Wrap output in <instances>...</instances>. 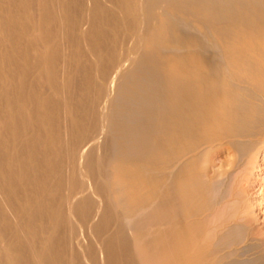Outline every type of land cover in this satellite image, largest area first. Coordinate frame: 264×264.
Masks as SVG:
<instances>
[{"label": "rangeland", "instance_id": "obj_1", "mask_svg": "<svg viewBox=\"0 0 264 264\" xmlns=\"http://www.w3.org/2000/svg\"><path fill=\"white\" fill-rule=\"evenodd\" d=\"M50 1H51V3H50ZM56 1H57V3H56ZM56 1L55 0H48V2H47V0H20V2H18V0H5V1L0 0V2H1L0 6H2V7H0V25L3 26L2 28L4 31V32H0V37H1V40L3 41V43H2L3 47H2V45L0 46V50L3 49L2 51H0V73L3 74V75L0 74V105H1L0 117H2V118H0V120H1L0 121V127L2 126L0 128V176L2 175V179H3V174H6V175L10 174L11 176L10 175L9 176H10L12 181L16 182L19 179V181L22 182V184H23V182H26V185L23 184V186H21V185L17 186L18 185L17 184L16 185L17 187L12 188L13 191L6 189L2 180L0 182V194H1L0 195V209H1L0 210V229H1L0 230V241L3 244V245H0V247H1V249H4V248L6 249V250L4 249L3 251H0V257H1L0 258V261H1L0 264H18L20 262H21V264H24L25 260L27 262L25 264H37V262H40L41 264H49L50 261H47V260H50V258H51V264H65V263L66 264H75V263L78 264V262H79V264L81 262H84L81 264H97L98 262L100 264H102V263L103 264H110V263L111 264H140L139 260L137 259V257L140 258V256H138L137 253L140 254L141 257L142 256L146 257L147 252L144 253L145 255H143L142 254L143 252H136L134 250V248H133V239H134L133 237L134 236H133V233H131L127 229L128 224L125 222V217L127 215H129L130 213H133L135 211V209L137 210L138 209L137 207L140 208L141 205H142V207H144L146 205H150L151 202H155L156 201L155 199L158 198L156 195V192H155L156 191L155 187L157 186V179H158V176L160 174L159 170H160V164L161 163H160L159 158L156 156L157 149L159 146V138H158V135L156 134V132H154V131H157V128H158L157 126L159 125V120H158V118H156L157 115L159 114L158 113L159 107H156V105H158L157 102H159V98L161 97V93L165 92V91H163L162 86L160 85L162 83L161 79H162L163 75L165 76L168 73L171 74L170 72L175 71V69L178 70V67L180 65L182 66V64L189 59H194V58L204 59L205 58L206 54L204 51H206V50H205L204 45H206V44L204 42H206V41L203 39L204 38L203 37V35H204L203 34L204 33L203 27H204L205 22L203 19H199V21L191 23L189 28L186 30L183 26H181L180 28H176L174 25H172V23H169L168 11L165 9V7H162V6H159L160 8L155 7L157 9V11L155 8L150 9L151 11H149V12L147 11L145 13L146 16L143 19L145 21V22H143V25L146 28L143 29L144 27L141 26L142 27L141 32H143V33H141L142 34L141 38L144 40H147L146 37H148V35L151 34V32L155 28H157L159 20H162L163 24H162L161 34H162L163 40L160 43L156 44V46H153V47L148 48L146 50L142 49V52L141 51L138 52L139 54L136 53V55L134 57H137V58H134L133 59L134 61L132 60L131 64L127 66L128 69L126 68L123 70V72L119 73L118 78H116V80L112 84V83L108 82V80L111 78L110 77L106 78V79H108V80H106L105 77L101 76V74H102L101 72H103L108 67L109 63L112 62L113 65L115 66L118 63L119 59H120L119 62L121 61V58H122L121 53L123 52V49L127 46L123 43L127 44L126 41L128 39V36L130 35V32L129 33L125 32L123 30V26L120 27V25H122L121 22L124 24L127 23V22L125 23L124 19H127V20L129 19L128 23H133V21H135L134 15L131 16L130 12L128 13V10L125 11V9L123 7H122L123 10H122V8L121 9L117 8V4H118L117 2H119L120 0H118V1H116V0H107V1L106 0H94L95 3L93 0H90L91 2L93 1L91 4L95 5L97 3V6H99V8H102V10L105 12L104 13L102 11V15H104L107 19L111 15L109 17V19L111 18L113 20L112 21L110 19L108 22V25L103 24L104 20H102L103 23H102V21H101V23L103 25H100L101 23L100 24L98 23V24L93 26L92 22L96 19H95L94 14L91 13L92 11L89 12V9H90L89 5H91L90 1H88V0H71V1L68 0L66 2H63L61 0L60 1L56 0ZM124 1L127 3V0H124ZM186 1L189 2L188 0H186ZM247 2H250V1L249 0H247V1L246 0L245 1L244 0H232L231 3L229 4L230 6L228 5V8L226 7L228 10L226 8H223L224 6L222 7V5H219L221 2H218L219 4L217 2L216 3L212 2L213 6H215V4H217V5L214 8L206 6L203 8L204 10L203 9L201 10V12L204 11L206 14H212V13H219L221 11L223 12L224 10H222V9H225L226 11H229L230 8H231V10H233V9L234 10H240L242 8L243 9L247 8V5L254 6V4L259 6L260 7V8L258 7L259 9L264 10V0H263V2H262V0H260V1L257 0V3L250 2L249 4H247ZM58 3H59V5H57ZM10 4L14 8L10 7L11 6ZM62 4L66 5V6L68 4V6L66 7V6H63ZM7 5H8V7H7ZM61 6H63V7H61ZM72 6H74V8H72ZM217 6L221 7L222 9L217 8ZM254 7H256V6H254ZM22 8H24L25 10H26V8H28L25 11L26 13L24 12V9H22ZM45 9H47V10L45 11ZM86 9L88 10V12L86 11ZM20 11H21V13H20ZM24 13H25V15H24ZM54 13H56V14H54ZM125 14H127V15L124 18ZM34 15H36V16L34 17ZM62 15H64V16H62ZM10 16H11V18H10ZM46 16L49 18L48 22H47V20H45V19H48V18H46ZM66 16H67V18H66ZM128 16H131L132 19H130ZM147 16H149V17H147ZM23 17H25V18H23ZM115 17H116V19H115ZM118 17H119V21H118ZM185 17H184V20L189 21L188 23H190V19H187ZM58 18L59 19L61 18L60 19L61 21H59ZM63 18L65 19V21ZM43 20H45V21H43ZM119 22H120V25H118ZM80 23H82V24H80ZM116 23H118V24H116ZM5 24H7L9 27ZM49 24H50V26H49ZM77 25H83V28L79 31H77L76 29L74 31V26H77ZM4 26H7L8 29L7 28L5 29ZM27 26H29V29ZM114 26H116V27L114 28ZM118 26L120 28H122V29H120L121 31L119 29H117ZM10 27H12V28H10ZM16 27H17V29H15ZM71 28H73V29H71ZM11 29H14V30L11 31ZM9 30H10V32H9ZM102 30H103V32H102ZM122 30L125 33H123ZM145 30H147L146 33H145ZM183 30H185V31H183ZM25 32H27L29 35L28 34L26 35ZM108 32H109V34H108ZM115 32H117V33L120 32L118 35L121 38L118 36L116 37L115 35L117 33L115 34ZM3 33H5L6 35ZM102 33H104V34H102ZM121 33L123 35H125V37H127V39L125 38L126 40L124 38H122ZM31 34H33L32 35L33 38H31ZM45 34L48 35V37H50V39H49V41H47V43L44 44V43H41V38H42V35H45ZM110 34L111 35L113 34L112 36H114V37H112ZM62 35H64L65 37ZM27 36H29V37H27ZM6 37H7V40L5 41ZM12 38H13V41H12ZM30 38L32 40H34V42L33 41L31 42ZM110 38H112L114 41L112 42V39H110ZM19 39H21V43H20ZM29 39H30V41H29ZM85 39H87V40H90V39L93 40L94 39L95 41L94 42L93 41L87 42V41H85ZM99 39H104V41H101L102 42L101 43V42H99L100 41ZM22 40H24L25 42H23ZM27 40L30 43L29 45L25 44ZM56 40H57V42H56ZM83 40L87 43H85ZM28 41H27V43H28ZM53 41L55 43H53ZM96 41H97V43H96ZM13 42H16V43H13ZM90 42H92V44L89 46ZM8 43H11V44H8ZM19 43H20V45H19ZM33 43L35 46H37L38 44L40 46L39 45L37 46V48H38L37 52L32 53L29 50L31 49V47H33ZM93 43L96 45L98 44L97 46H99L98 50L99 51L101 50L100 52L104 51V48H103V50L101 49L102 47H104V46H106L107 48L110 47V51L112 50L114 56L112 54L107 55L106 52L104 55V53L102 52L103 55L97 56V58L93 57L95 59L92 60V62H91V60H90L91 57H89L88 53L91 50L90 48H91V46H93ZM75 44H78L79 45L78 48L80 47L82 50L80 48L78 49L79 51L76 50L74 48ZM84 44H86V45H84ZM100 44H102L101 47H100ZM108 44L111 46H108ZM6 45H8L9 47ZM14 45H15V47H14ZM24 45H25V47H24ZM5 46L7 47V49H9L7 51H10L12 54L11 53L10 54H4V53H9V52H6ZM11 47H14V48H11ZM112 47H113V49H112ZM22 48H24V49H22ZM25 48L29 49V50L27 51ZM14 49H15V52H16V50L18 52H16V53L13 52ZM108 50H109V48H108ZM21 51H23L24 55L21 53ZM109 52H107V53H109ZM20 53L22 55H20ZM16 54H18V55H16ZM25 54H28V56H26ZM64 54H65V57H64ZM66 54H68V55H66ZM77 55H78V57L76 58ZM24 56H26V57H24ZM87 56H88V58H87ZM4 57L5 58L8 57L7 60L5 59L6 60L5 62H4ZM45 57H47V59ZM10 58H14V59H10ZM25 58H27V59H25ZM41 58H43V59H41ZM62 58L65 60H63ZM93 58H91V59H93ZM9 59L12 61L14 60L12 62V64H11V61ZM170 59H172V62L169 61ZM83 61H84V63H83ZM93 61H95V62H93ZM115 61L117 62L116 64H115ZM6 62H9V63H6ZM49 62H50L51 66L53 64L52 67H50V65L48 64ZM26 63H28V64H26ZM25 64H26V66H25ZM36 64H37V66H36ZM5 66H7V67L4 69ZM53 67H55V68H53ZM52 68L54 69L53 71L55 73L52 70L50 71V69H52ZM65 68H66V70H65ZM16 69L17 70L19 69V72ZM68 69H69V72L67 71ZM92 69H94V70H92ZM59 71H61V72H59ZM64 71L67 73H64ZM52 72L54 73V75H52L53 74ZM26 74H28V75H26ZM93 74H94L96 80L93 79V77H94ZM133 74H134V77H133ZM34 75H36V77ZM51 75H52V78H51ZM56 75H57V77H56ZM1 76L3 78H1ZM26 76H27V79H26ZM53 76H55V78ZM75 77H76V79H75ZM155 77H156V79H155ZM48 78H50L49 81L55 79L54 81L55 82L57 81L56 84L54 83V81H52V83L55 84V85L54 84L52 85V83L48 81ZM132 78H133V80H132ZM117 79L119 81H117ZM152 79L154 81L151 82ZM91 80H94V81H91ZM74 82L76 83V85H74L75 84ZM96 82H98V83H96ZM59 83H61V84H59ZM16 84L18 86L20 85L21 87L23 86V89H21V92L19 95L17 94L18 93V91H17L18 86ZM92 84H94V86ZM1 86H3V87H1ZM59 86H60V89H59ZM95 86H97V87H95ZM28 87H30V88H28ZM62 87H63V89H62ZM98 87H100L101 90H99L100 88H98ZM108 88H110L111 90ZM116 89H118V90H116ZM108 90H109V92H108ZM100 91H101V93H100ZM43 93H44V95H43ZM157 93H158V95H157ZM98 94L100 97L97 96ZM103 94H104V96H103ZM55 95H57V96H55ZM101 95L104 97V99ZM114 95H115V98H114ZM4 96H5V98H4ZM116 97H118V98H116ZM157 99H158V101H157ZM17 100L20 102L19 105L16 103ZM67 100H69V101L67 102ZM99 102H101L102 105ZM33 105H34V107H33ZM95 105H97V106H95ZM52 106H54L55 109ZM108 106L113 107V108H110ZM22 107L24 109H22ZM96 107H98V108H96ZM25 108H27V109H25ZM28 108H31V109L29 110ZM68 108H71V109H68ZM52 109H54V110H52ZM56 109L58 111H56ZM7 111H9V112L7 113ZM96 112L99 115H97ZM144 112H147L148 117L144 116ZM9 113H10V115H8ZM11 114H12V116H11ZM93 114H95V115H93ZM4 115H5V118H8V120L3 118ZM16 115H17V117H16ZM21 115H23L24 117ZM109 116L112 118H110ZM21 117H23V118H21ZM25 117H27V119ZM95 117L96 118L98 117L99 119L97 118L98 119L97 120V119H95ZM102 118H104L106 120V122H104L103 121L104 119H102ZM50 120H51V122H50ZM56 122H57V124H56ZM95 122H98V123H95ZM103 122H104V124H101ZM22 123H24V124H22ZM7 124H10V128H9V125H7ZM11 124H13V125H11ZM102 125H104V126H102ZM11 126H15V128L13 129V127H11ZM76 127H77V129H76ZM6 129H7V131H6ZM29 130H31L30 133H28ZM88 130H91V132ZM149 130H151V131H149ZM87 131H88L89 135H86ZM93 131H95V133ZM150 132H151V134H149ZM69 133L71 136L69 135ZM90 133L91 134L93 133L95 137H98L99 141L97 140L98 141V142H96L97 144L95 143L96 146L94 145L91 149H89L86 152L84 159H83V162H81V164L75 163V162L73 163V154L75 153L74 148L76 147V145H79L80 142L82 143L83 140L86 142L90 139L91 136L94 137L93 134L91 135ZM20 135L22 138L20 137ZM76 136H79V137H76ZM80 136H82V137H80ZM64 137H65V139H64ZM83 137H84V139H83ZM1 138H3V139H1ZM6 138H7V140H6ZM57 139H60V140H57ZM23 140H25L26 142H24ZM27 141L29 143H27ZM55 141H56V143H55ZM71 141H72V143H70ZM49 144H51V145L49 146ZM28 146H30V147L28 148ZM57 147H58V149H57ZM30 148L32 150V154L30 153L31 151L28 150ZM27 150H28V153L26 152ZM21 151L23 154L21 153ZM53 151H55V152H53ZM57 151L59 153H56ZM1 152L3 155L1 154ZM5 154H6V156H4ZM25 154H27L26 157H24ZM29 154H31V156ZM52 155H53V157H52ZM70 155L72 157H70ZM108 155H110V156H108ZM55 156H57V157H55ZM29 157L32 160L31 161L29 160V162H28V161H26V159L28 160ZM3 158H4V162H3ZM15 162H17V163H15ZM2 163H3V165H2ZM21 163H23V164H21ZM143 163H144V165H143ZM145 163L147 164V166ZM213 163H216V164H214L215 165L214 168H215L217 166V160ZM255 163L256 164H254V166H253L254 168L252 167L242 176L241 183H239L241 185L238 186V191H237L236 186L233 185V181H230L231 179L230 180L228 179L227 182L226 181L224 182V184H223L224 188L223 187L221 188L220 186H218L216 188L217 191L215 192L214 195H217V198L222 196V194H224V193L226 195L231 194V196H226L224 194L223 195L224 198L226 197L225 200L223 199V197H220V199L222 198L224 200V202L220 201V204L215 205V206L219 205L218 206L219 209H218V207H215L214 205L211 204V206H213V207H212V209H209L210 212L209 211L206 212L204 210H201V212L199 214L200 216H198L196 218V219L204 220L205 215L207 213L206 218L208 219V221H210L209 224L210 223L213 224L212 222H214V220H213L214 216L217 217L216 214L218 215V213H220L219 210L223 209L224 215L222 217L223 220H221V221H223L224 224L226 223V225H229V226L223 225L225 228L223 226H221V228H218L216 230V229H213L215 227L210 224L211 226H213L212 229L214 231V233L212 235H210L212 237V238H210V241H211L213 246L210 247L212 250L209 248L210 251L208 250L207 251L208 253L205 252L206 255L208 254L207 256L205 255L204 252H201L202 256L205 255L207 257V259H206V257L204 256L205 264L206 263L207 264H216V262H217V264H223V262H224V264H230V263L231 264H240V261L242 264V262L245 261L243 258H245L247 256H245L246 255L245 254V255H243V258H242L241 255L243 253L240 254V252H239L240 255L238 254V251L236 249V243H234L233 244L234 246H233V245H231L233 242L230 243L229 240H227V242H226L225 238H222V237H226V236H224V234H226V232L229 231L228 228H230V230H231L233 228V226H235L233 224H237L240 226L242 223H244V225L242 224L244 227L241 225L244 228L243 229L244 232L245 231H247L248 233L250 232L249 235L257 236V238H264V159L261 157V155L257 156ZM16 164H18V165H16ZM133 164H135V165H133ZM23 165L25 168L23 167ZM255 165H256V167H255ZM26 166H28V168H26ZM120 166H121V168H120ZM134 166H136V167H134ZM141 166H142V168H141ZM29 167H30V169H29ZM114 167H116V169ZM148 167L151 169H149ZM2 168H4V169L2 170ZM79 168H81V170H83L84 175H85V176H83L82 179H81V177H79L80 176L78 173ZM100 168H102V169H100ZM15 169H17V170L15 171ZM156 169H158V170L156 171ZM25 170H26V172H24ZM151 170H153V171H151ZM27 171H29V172L27 173ZM11 172H13V173L16 172L15 173L16 175L14 174L15 175L14 176L13 173L11 174ZM132 174H133V176H132ZM129 175L131 178L128 177ZM143 175H145V176H143ZM125 177H126V179H125ZM43 178H44V181H43ZM119 178H120V180H119ZM127 180H128V182H127ZM59 181H61L62 183ZM77 181L80 183H78ZM82 182L85 185L87 184L89 187L92 186V187H90V191L83 194V195L78 196L75 199L76 202L74 203L75 204L74 206L73 205L72 206L66 205L65 202L63 201L64 200V195H63L64 190L63 189H65V190L68 189L67 185H70V188L72 187L71 189H75V188L78 189V188H80ZM230 182H232L231 187H229V189L231 188V192L229 189L226 188V187L230 186L229 185ZM27 184H28V186H27ZM126 184H127V186H126ZM154 184H155V186H154ZM225 184H227L228 186ZM133 186H135V187H133ZM241 186H242V188H241ZM232 187H233V190H232ZM104 188L107 191L104 190ZM146 188L149 190H147ZM218 188L221 189V191H222V192H219V194L222 193L220 195L216 194V193H218V191H220ZM130 189H132V190H130ZM59 191H61V192H59ZM143 191L145 193H143ZM235 191L237 193L240 192L239 193L240 196L237 195V193ZM23 192H25V193H23ZM134 192H135V194H133ZM39 193H40V195H39ZM59 193H60V196H58ZM61 193H62V195H61ZM129 193H130V195H128ZM139 193H141V194L139 195ZM146 193L148 194V197L146 196L147 195ZM11 194L13 197H11ZM235 194L238 196V199L235 197V199L237 201L234 200V197H233V195H235ZM24 195L27 197H24ZM149 195H151L152 197ZM214 195L212 197L216 198V197H214ZM55 196L57 197V199H55L56 198ZM82 196H84V197H82ZM8 197H10L11 200H9L10 198H8ZM142 197L144 200H142ZM153 197H154V199H153ZM239 197H240V199H239ZM150 198H151V200H150ZM25 199H26V201H25ZM37 199H38V201H37ZM44 199H46L47 201ZM13 200L15 203L13 202ZM131 200L134 202L131 203ZM36 201H37V203H36ZM39 201H40V203H39ZM49 201H51V202H49ZM226 201H227V204H225ZM61 202L62 203L64 202L63 203L64 205ZM108 202L109 203L112 202V203L109 204ZM231 202H232L233 207L230 204ZM235 202H237V203H235ZM8 203H9V205H8ZM233 203L235 205H233ZM32 204L36 207L34 208ZM26 205L31 206V207L27 206V209L29 207L28 212L26 209ZM220 205H223V207ZM6 206H8V207H6ZM42 206H44V207H42ZM65 206H67V208H68L67 210H66ZM227 206H231L230 210H229V207H227ZM13 207H15V208H13ZM37 207H39V208H37ZM54 207H55V209H54ZM133 207H135V208L133 209ZM9 208H10V210H9ZM20 208L26 209V210H24L25 212L21 211L22 209H20ZM30 208H31V210H30ZM69 208H70L71 212H70ZM213 208H216V209L213 210ZM12 209H16V210H12ZM43 209L46 211H44ZM32 210H33V212L30 213L29 211H32ZM35 210H36V212H35ZM72 210L75 212L73 213ZM131 210H133V211H131ZM227 210L232 211L230 213V215L233 214L232 216H235V217H231L229 215V211L226 212L227 215H225L226 214L225 211H227ZM37 211L38 212L41 211V214L38 213ZM64 211L65 212L67 211L68 213L66 212V214H65ZM126 211L127 212L129 211L130 213L128 214V213H126ZM236 211H237V213H236ZM62 212L66 216L71 217V218H69L70 221L69 220L65 221L67 218L65 217L64 214H62ZM112 212H113V214H112ZM243 212H245V213H243ZM12 213H14V214L11 215ZM25 213H26V215H25ZM27 213L32 214V215H29ZM148 213H144L141 217H139L141 219L138 218L137 223L142 224L144 222V218H147ZM208 213H210V214H208ZM222 213L219 214L220 216L218 215L219 220L222 216L221 215ZM242 213L245 216L241 219L240 214H242ZM67 214H69V215H67ZM9 215H11L14 219L11 216L9 217ZM101 215H103V216H101ZM61 216L62 217L64 216L63 219ZM99 216H101V217H99ZM224 216H226V218ZM228 216L231 218H229ZM59 217H60V220H59ZM79 217H80V220L78 219ZM91 217H92V219H91ZM203 217H204V219H203ZM45 218H46V220H45ZM142 218H143V220H142ZM233 218H236V220H233ZM1 219H3V220H1ZM5 219H7L9 222H6L7 220L5 221ZM112 219L115 221H113ZM230 219H232V221ZM239 219H241L240 223H238ZM211 220H213V221L211 222ZM242 220H244V221L241 222ZM26 221H28V222H26ZM32 221H34V222H32ZM44 221H45V223H44ZM59 221L62 223H60ZM215 221H217L216 218H215ZM227 221L228 222L230 221L229 223L231 224V227ZM66 222L68 225L66 224ZM77 222H79V224ZM81 222H82V224H81ZM36 223H38V224H36ZM46 223H48V225ZM70 223L72 226L70 225ZM216 223L217 222L214 223L215 226L217 225ZM4 224H6L7 228L5 227ZM29 224H30V226H29ZM40 227H41V229H40ZM48 228H49V230H48ZM71 228H73V229L71 230ZM247 228H249L250 230L248 231ZM5 229H7V230H5ZM3 230H5V231H3ZM32 230H34L35 232ZM215 230H216V232H215ZM124 231H125V233H124ZM217 231H218V233L220 231H222V234L220 232L219 234H221V235H219L217 233ZM15 232H16V234H15ZM55 232H56V234H55ZM128 232H130V233H128ZM223 232H224V234H223ZM48 233L50 235H47ZM100 233H101V235H100ZM8 234H9V236H8ZM7 237H10L12 239V241H11V239H9V241L4 239ZM46 237H48V239ZM57 237L59 239L60 238L61 239L59 240ZM69 237H70V239H69ZM218 237H220V238H218ZM38 238L39 239L41 238V239L39 240ZM75 238L77 241L75 240ZM2 239H4V240H2ZM50 239L52 240V242ZM58 240H59V242H58ZM108 240L110 243L108 242ZM221 240H224V241L221 242ZM4 241H6V242H4ZM24 241H25V243H24ZM56 241H57V244H56ZM7 242H8V245L6 246ZM45 242H47V243H45ZM216 242L218 245H216ZM228 243L230 245L229 249H231V251L227 248L229 246ZM48 244H49V246H48ZM66 244H68V245H66ZM73 244H75V245H73ZM31 245H32V247H31ZM62 245H64V246L62 247ZM86 245L88 246V248ZM14 246H15V248H14ZM108 246L110 247L109 249H108ZM7 247H8V249H7ZM47 247H49L50 250ZM65 247H67V248H65ZM237 247H238V245H237ZM72 248H74V249H72ZM75 249H78V250H75ZM17 250H18V252H17ZM60 250H61V252H59ZM44 251H46V252L43 253ZM64 251H66V253ZM98 251H100L99 255H98V253H99ZM110 251H111V253H110ZM232 251H233V253H230ZM80 253H81L80 256L77 255ZM155 253L156 252L147 253V254H150L152 257L150 258L151 260L148 259L151 261V263H149L150 261H148L146 263L157 264V262L159 263V261L165 257V252L164 253L159 252L160 254L157 252L156 255H155ZM209 253H211V254H209ZM33 254H34V257H33ZM37 254L39 255V257L40 256H42V257L38 258ZM68 254H70V255H68ZM73 254L74 255L76 254V258H75V256H73ZM237 254H238V256H237ZM29 255H31L32 257ZM150 255H148L147 258L150 257ZM159 255L161 257H159ZM25 256H28V257H25ZM97 256L98 257L100 256L97 259L98 261L96 260ZM60 257H61V259H60ZM135 257L138 261L135 259ZM29 259H30V261H29ZM74 259H76V260H74ZM157 259H159V261ZM215 259H217V260H215ZM72 260H73V262H72ZM95 260L97 261L96 263H95ZM207 260H209L210 263H208L209 261H207Z\"/></svg>", "mask_w": 264, "mask_h": 264}, {"label": "bare ground", "instance_id": "obj_2", "mask_svg": "<svg viewBox=\"0 0 264 264\" xmlns=\"http://www.w3.org/2000/svg\"><path fill=\"white\" fill-rule=\"evenodd\" d=\"M5 1V0H4ZM56 1V0H55ZM60 1V0H58ZM63 2H66L68 0H61ZM71 1V0H70ZM90 1V0H88ZM94 1V0H93ZM92 1V2H93ZM107 1V0H106ZM118 1V0H116ZM189 2H187L186 0H127V3L124 0H120L119 2H117V8H124L125 11L128 10V13L130 12L131 16L134 15V20L133 23H128L129 19H124L125 23H122V25H120V22L118 25L123 26V30L125 32H130V35L127 37H125V35H123L121 33L122 38H126L127 39V44L123 43L125 45H127L124 49L122 54V58L121 61L118 63L115 61V66L113 65V63H109L108 67L101 72V76L106 78H111V79H106L108 80V82L112 83L116 80V78H118L119 73L123 72L124 69L127 68L128 65L131 64L132 60L136 55V53L138 52H142L143 50H146L148 48H151L153 46H156V44L160 43L163 40L162 34H161V30H162V20H159L158 22V26L157 28H155L151 34L148 35L147 40H144L141 38V28L144 27L143 22H145L143 19L146 16V12L151 11L150 9L152 8H157L159 6L165 7V9L168 11V21L169 23H172V25H174L176 28H180L181 26H183L186 29L189 28V26L191 25V23H194L196 21H199V19H203L205 24L203 27L204 30V35H203V39L206 41L204 42L206 45L205 46V58L204 59H189L186 62H182V66L180 65L178 67V70L175 69V71L170 72L171 74H167V75H163L161 81L162 83L160 84L162 86L163 91H165L164 93H161V97L159 98V102L158 105H156V107H159V114L157 115L156 118H158L159 120V125L157 126V131L156 134L158 135L159 138V146L157 149V153L156 156L159 158L160 160V174L158 176L157 179V186L156 188V195H157V199H155V202H151L150 205H146L144 207H142V205L139 207H137L138 209L133 212L130 213L129 211L126 213H130L129 215H127L125 217V222L128 224V230L133 233V248L136 252H143L142 254L145 255L144 253H150V252H156L155 255L157 254V252H165V257L159 261V259H157L159 261V263L157 262V264H205L204 261V256L206 255L205 252H207L209 250L210 247H212V243L210 241V238H212L210 235H212L214 233L213 229H218L221 228V226L225 225V226H229L226 225V223L224 224L223 221V209L219 210L220 213H222L220 220L218 219V215L220 213H218V215L216 214L217 217L214 216V222H212L213 220H211V222L215 228L212 229L213 226H211L209 224L210 221H208V219L206 218L207 216V211H209V209H212L213 206L212 205H216V204H220V201L224 202L225 198H224V194H222L223 199L221 200L220 197L217 198V195H214L215 192L217 191L216 188L218 186H220L221 188L224 186V182L228 181V179L230 181H233V185L236 186L237 191H238V186L241 185L239 183H241V178L242 176L249 170L251 169L255 163V160L257 158V156L261 155V157L264 159V10L259 9L260 7L257 6L256 4H254V6H249L247 5V8H242L240 10H230L226 11L225 9H222L221 7L217 8H221L222 10H224L223 12H219V13H212V14H206L204 11L201 12V10L204 7H215L217 4H215V6L212 5V2H221L219 5H222L223 8H228V5L231 3L232 0H188ZM245 1V0H244ZM247 1V0H246ZM250 2L253 3H257V0H249ZM260 1V0H259ZM18 2H20V0H18ZM48 2V0H47ZM90 1V4L92 3ZM193 2V3H192ZM250 2H247V4H249ZM263 2V0H262ZM1 3V2H0ZM6 3V2H5ZM51 3V1H50ZM57 3V1H56ZM77 3V2H76ZM95 3V1H94ZM100 3V2H99ZM98 3V4H99ZM102 3V2H101ZM126 3V4H125ZM259 3V2H258ZM45 4V3H44ZM79 4V3H78ZM116 4V3H115ZM9 5V4H8ZM7 5V7H8ZM11 5V4H10ZM59 5V3L57 4ZM61 5V4H60ZM63 5V4H62ZM87 5V4H86ZM103 5V4H102ZM101 5V6H102ZM165 5V6H164ZM212 5V6H211ZM46 6V5H45ZM66 6V5H63ZM61 6V7H63ZM68 6V4H67ZM66 6V7H67ZM90 9L89 12H91L92 14H94L95 19L92 23L93 26L96 24H100L102 20H104V23L102 21L103 24L108 25L109 20V16L108 19L102 15V8H99V6H97V3L95 5L91 4L89 5ZM88 6V7H89ZM115 6V5H114ZM230 6V5H229ZM246 6V5H245ZM263 6V5H262ZM2 7V6H0ZM10 7H13L12 5ZM116 7V6H115ZM259 7V8H258ZM14 8V7H13ZM46 8V7H45ZM72 8H74V6H72ZM80 8V7H79ZM86 8V7H85ZM122 8V10H123ZM155 8V9H156ZM160 8V7H159ZM226 8V9H227ZM262 8V7H261ZM8 9V8H7ZM24 9V8H22ZM28 8H26L27 10ZM65 9V8H64ZM207 9V8H206ZM3 10V9H2ZM24 9V12L26 11ZM47 9H45L46 11ZM119 10V9H118ZM164 10V9H163ZM165 10V11H166ZM204 10V9H203ZM228 10V9H227ZM63 11V10H62ZM67 11V10H66ZM69 11V10H68ZM73 11V10H72ZM86 11L88 12V10L86 9ZM157 11V9H156ZM211 11V10H210ZM220 11V10H219ZM16 12V11H15ZM49 12V11H48ZM104 12V11H103ZM18 13V12H17ZM21 13V11H20ZM26 13V12H25ZM24 13V15H25ZM47 13V12H46ZM68 13V12H67ZM90 13V14H91ZM105 13V12H104ZM116 13V12H115ZM125 13V12H124ZM209 13V12H208ZM34 14V13H33ZM56 14V13H54ZM89 14V13H88ZM121 14V13H120ZM148 14V13H147ZM150 14V13H149ZM165 14V13H164ZM50 15V14H49ZM48 15V16H49ZM108 15V14H107ZM106 15V16H107ZM127 14L124 15V18ZM36 15H34L35 17ZM64 16V15H62ZM92 16V15H91ZM131 16H128L130 19ZM186 16V17H185ZM71 17V16H70ZM149 17V16H147ZM184 17L187 19H190V23H188L189 21L184 20ZM11 18V16H10ZM13 18V17H12ZM25 18V17H23ZM22 18V19H23ZM46 18H48L46 16ZM67 18V16H66ZM91 18V17H90ZM127 18V17H126ZM61 19V18H60ZM59 18L58 20L61 21ZM64 19V18H63ZM116 19V17H115ZM49 20L48 19H45ZM43 20V21H45ZM112 20V19H111ZM36 21V20H35ZM65 21V19H64ZM113 21V20H112ZM118 21H119V17H118ZM151 21V20H150ZM9 22V21H8ZM81 22V21H80ZM153 22V21H152ZM58 23V22H57ZM73 23V22H72ZM86 23V22H85ZM100 25H103V24ZM107 23V24H106ZM31 24V23H30ZM36 24V23H35ZM46 24V23H45ZM82 24V23H80ZM7 25V24H5ZM63 25V24H62ZM74 25V24H73ZM110 25V24H109ZM8 26V25H7ZM4 26L5 29L8 27ZM50 26V24H49ZM48 26V27H49ZM113 26V25H112ZM142 26V27H141ZM3 26L0 25V32H4L3 31ZM25 27V26H24ZM23 27V28H24ZM29 29V26H27ZM116 26H114L115 28ZM118 26L117 29H122ZM12 28V27H10ZM14 28V27H13ZM56 28V27H55ZM83 28V25H77L74 26V31L75 29L77 31L81 30ZM146 27H144L143 29H145ZM4 29V30H5ZM17 29V27L15 28ZM25 29V28H24ZM44 29V28H43ZM61 29V28H60ZM73 29V28H71ZM14 29H11V31ZM113 30V29H112ZM122 30V32H123ZM183 30V31H185ZM17 31V30H16ZM19 31V30H18ZM108 31V30H107ZM121 31V30H120ZM147 30H145L146 33ZM10 32V30H9ZM8 32V33H9ZM20 32V31H19ZM49 32V31H48ZM59 32V31H58ZM103 32V30H102ZM111 32V31H110ZM123 32V33H125ZM195 32V31H194ZM6 33V32H5ZM3 33V34H5ZM26 35L28 34L27 32H25ZM24 33V34H25ZM112 33V32H111ZM117 32H115L116 34ZM120 32H118L115 36L120 37L118 34ZM21 34V33H20ZM48 34V33H47ZM104 34V33H102ZM109 34V32H108ZM107 34V35H108ZM6 35V34H5ZM8 35V34H7ZM29 35V34H28ZM33 34H31V38ZM111 35V34H110ZM113 35V34H112ZM111 35V36H112ZM64 36V35H62ZM61 36V37H62ZM81 36V35H80ZM99 36V35H98ZM124 36V37H123ZM145 36V35H144ZM202 36V35H201ZM4 37V36H3ZM29 37V36H27ZM65 37V36H64ZM103 37V36H102ZM114 37V36H112ZM5 38V37H4ZM9 38V37H8ZM16 38V37H15ZM22 38V37H21ZM30 38V39H31ZM36 38V37H35ZM79 38V37H78ZM81 38V37H80ZM87 38V37H86ZM92 38V37H91ZM121 38V37H120ZM26 39V38H25ZM29 39V41H30ZM37 39V38H36ZM50 37H48V35H42L41 38V43H47V41H49ZM66 39V38H65ZM77 39V38H76ZM112 39V38H110ZM125 39V40H126ZM1 40V37H0ZM7 40V37L5 39V41ZM15 40V39H14ZM20 43H21V39ZM54 40V39H53ZM79 40V39H78ZM101 41H104V39H99ZM123 40V39H122ZM13 41V38H12ZM16 41V40H15ZM23 42H25L24 40H22ZM28 41V40H27ZM26 41V45H29V41L27 43ZM34 42V40L31 39V42ZM51 41V40H50ZM84 41V40H83ZM82 41V42H83ZM85 41H95L94 39H90L87 40L85 39ZM84 41V42H85ZM114 40L112 39V42ZM116 41V40H115ZM18 42V41H17ZM57 42V40H56ZM66 42V41H65ZM79 42V41H78ZM81 42V43H82ZM83 42V43H84ZM85 42V43H87ZM107 42V41H106ZM119 42V41H118ZM3 41H0V46L2 45ZM16 43V42H13ZM12 43V44H13ZM19 43V45H20ZM52 43V42H51ZM53 43H55L53 41ZM97 43V41H96ZM102 43V42H101ZM116 43V42H115ZM11 44V43H8ZM32 44V43H31ZM63 44V43H62ZM92 44V42H90L89 46ZM23 45V44H22ZM39 45V44H38ZM37 45V46H38ZM51 45V44H50ZM86 45V44H84ZM96 44L93 43V46H91V50L89 51V57L93 58L100 55H105V52L107 55H113L112 50L110 51V47L109 50L106 46L102 47L101 49L104 51L100 52L98 50L99 46H95ZM102 44H100L101 47ZM104 45V44H103ZM8 46V45H6ZM6 48V52L9 53H4V54H10V51H7L9 49ZM18 46V45H17ZM37 46L34 45L33 43V47H31V49H26L27 51L29 50L30 52H37L38 48ZM40 46V45H39ZM44 46V45H43ZM53 46V45H52ZM78 44H75V49L78 50ZM88 46V45H87ZM108 46H111L108 44ZM124 46V45H123ZM3 47V45H2ZM1 47V48H2ZM9 47V46H8ZM15 47V45H14ZM11 47V48H14ZM20 47V46H19ZM23 47V46H22ZM25 47V45H24ZM54 47V46H53ZM52 47V48H53ZM96 47V48H95ZM107 49H106V48ZM21 48V47H20ZM60 48V47H59ZM68 48V47H67ZM88 48V47H87ZM18 49V48H17ZM24 49V48H22ZM81 49V48H80ZM100 49V48H99ZM107 51H106V50ZM113 49V47H112ZM3 49H1L0 51H2ZM12 50V49H11ZM19 50V49H18ZM82 50V49H81ZM80 50V51H81ZM74 51V50H73ZM79 51V50H78ZM88 51V50H87ZM110 51V52H109ZM203 51V50H202ZM15 52V49L14 51ZM16 52H18L16 50ZM15 52V53H16ZM25 52V51H24ZM71 52V51H70ZM86 52V51H85ZM109 52V53H107ZM119 52V51H118ZM14 53V54H15ZM21 53L24 55L23 51H21ZM20 53V55H22ZM28 53V52H27ZM55 53V52H54ZM53 53V54H54ZM57 53V52H56ZM119 53V54H120ZM192 53V52H191ZM203 53V52H202ZM12 54V53H11ZM19 54V53H18ZM16 54V55H18ZM70 54V53H69ZM78 54V53H77ZM139 54V53H138ZM204 54V55H205ZM2 55V54H1ZM15 55V56H16ZM19 55V56H20ZM26 56H28V54H25ZM31 55V54H30ZM29 55V56H30ZM68 55V54H66ZM87 55V54H86ZM7 56V55H6ZM10 56V55H9ZM24 56V57H26ZM33 56V55H32ZM70 56V55H69ZM75 56V55H74ZM114 56V55H113ZM12 57V56H11ZM31 57V56H30ZM40 57V56H39ZM48 57V56H47ZM47 57H45L47 59ZM54 57V56H53ZM63 57V56H62ZM65 57V54H64ZM68 57V56H67ZM78 57V55L76 56V58ZM112 57V56H111ZM139 57V56H138ZM141 57V56H140ZM8 58V57H7ZM7 58L4 57V62L7 60ZM15 58V57H14ZM14 58H10V59H14ZM22 58V57H21ZM28 58V57H27ZM25 58V59H27ZM88 58V56H87ZM94 60L95 58L91 59ZM6 59V60H5ZM9 59V60H10ZM17 59V58H16ZM39 59V58H38ZM43 59V58H41ZM52 59V58H51ZM63 59V58H62ZM142 59V58H141ZM20 60V59H19ZM24 60V59H23ZM37 60V59H36ZM50 60V59H49ZM48 60V61H49ZM65 60V59H63ZM136 60V59H135ZM138 60V59H137ZM11 61V64L12 60ZM42 61V60H41ZM46 61V60H45ZM44 61V62H45ZM47 61V62H48ZM67 61V60H66ZM113 61V60H112ZM134 61V60H133ZM169 61L172 62V59H170ZM25 62V61H24ZM54 62V61H53ZM52 62V63H53ZM95 62V61H93ZM107 62V61H106ZM9 63V62H6ZM20 63V62H19ZM60 63V62H59ZM63 63V62H62ZM84 63V61H83ZM137 63V62H136ZM24 64V63H23ZM28 64V63H26ZM25 64V66H26ZM50 65V62L48 63ZM95 64V63H94ZM142 64V63H141ZM35 65V64H34ZM48 65V66H49ZM55 65V64H54ZM69 65V64H68ZM29 66V65H28ZM37 66V64H36ZM53 66V64H52ZM50 65V67H52ZM77 66V65H76ZM75 66V67H76ZM93 66V65H92ZM91 66V67H92ZM98 66V65H97ZM7 66L4 67V69ZM21 67V66H20ZM19 67V68H20ZM30 67V66H29ZM39 67V66H38ZM63 67V66H62ZM105 67V66H104ZM183 67V68H182ZM32 68V67H31ZM30 68V69H31ZM55 68V67H53ZM50 69V71L54 70V69ZM64 68V67H63ZM87 68V67H86ZM95 68V67H94ZM27 69V68H26ZM34 69V68H33ZM32 69V70H33ZM62 69V68H61ZM89 69V68H88ZM128 69V68H127ZM135 69V68H134ZM3 70V69H2ZM17 70V69H16ZM29 70V69H28ZM64 70V69H63ZM66 70V68H65ZM94 70V69H92ZM174 70V69H173ZM19 72V69L17 70ZM34 71V70H33ZM45 71V70H44ZM69 72V69L67 70ZM88 71V70H87ZM42 72V71H41ZM54 72V71H53ZM52 72V73H53ZM61 72V71H59ZM126 72V71H125ZM141 72V71H140ZM8 73V72H7ZM11 73V72H10ZM23 73V72H22ZM25 73V72H24ZM32 73V72H31ZM34 73V72H33ZM55 73V72H54ZM54 73L52 75H54ZM64 73H67L64 71ZM73 73V72H72ZM1 75H3L2 73H0ZM19 74V73H18ZM21 74V73H20ZM29 74V73H28ZM26 74V75H28ZM47 74V73H46ZM51 74V73H50ZM57 74V73H56ZM70 74V73H69ZM95 74V73H94ZM93 74V76H94ZM97 74V73H96ZM22 75V74H21ZM51 75V78H52ZM61 75V74H60ZM59 75V76H60ZM75 75V74H74ZM127 75V74H126ZM129 75V74H128ZM24 76V75H23ZM30 76V75H29ZM32 76V75H31ZM36 77V75H34ZM64 76V75H63ZM73 76V75H72ZM162 76V75H161ZM17 77V76H16ZM47 77V76H46ZM55 78V76H53ZM57 77V75H56ZM126 77V76H125ZM134 77V74H133ZM159 77V76H158ZM157 77V78H158ZM1 78H3L1 76ZM6 78V77H5ZM12 78V77H11ZM20 78V77H19ZM59 78V77H58ZM63 78V77H62ZM67 78V77H66ZM65 78V79H66ZM71 78V77H70ZM87 78V77H86ZM89 78V77H88ZM13 79V78H12ZM18 79V78H17ZM27 79V76H26ZM37 79V78H36ZM42 79V78H41ZM50 78H48L49 81ZM76 79V77H75ZM94 80H96L95 76L93 77ZM156 79V77H155ZM23 80V79H22ZM31 80V79H30ZM35 80V79H34ZM44 80V79H43ZM55 80V79H54ZM51 80L49 82L52 83ZM63 80V79H62ZM91 80V81H94ZM133 80V78H132ZM9 81V80H8ZM11 81V80H10ZM27 81V80H26ZM64 81V80H63ZM86 81V80H85ZM117 81H119L117 79ZM116 81V82H117ZM139 81V80H138ZM154 81L153 79L151 80V82ZM28 82V81H27ZM33 82V81H32ZM38 82V81H37ZM48 82V83H49ZM57 82V81H56ZM56 82L54 81V83L56 84ZM105 82V81H104ZM11 83V82H10ZM20 83V82H19ZM23 83V82H22ZM25 83V82H24ZM31 83V82H30ZM52 83V85L54 84ZM75 83V82H74ZM89 83V82H88ZM98 83V82H96ZM119 83V82H118ZM160 83V82H159ZM7 84V83H6ZM54 84V85H55ZM61 84V83H59ZM87 84V83H86ZM95 84V83H94ZM94 84H92L94 86ZM2 85V84H1ZM17 85V84H16ZM26 85V84H25ZM48 85V84H47ZM46 85V86H47ZM76 85V83L74 84ZM98 85V84H97ZM100 85V84H99ZM116 85V84H115ZM18 86V85H17ZM30 86V85H29ZM58 86V85H57ZM107 86V85H106ZM118 86V85H117ZM158 86V85H157ZM160 86V87H161ZM3 87V86H1ZM43 87V86H42ZM49 87V86H48ZM97 87V86H95ZM110 87V86H109ZM121 87V86H120ZM159 87V88H160ZM30 88V87H28ZM33 88V87H32ZM71 88V87H70ZM100 88V87H98ZM21 89H23V86L21 87L20 85L17 87V91H18V95L21 92ZM36 89V88H35ZM38 89V88H37ZM40 89V88H39ZM60 89V86H59ZM63 89V87H62ZM110 89V88H108ZM82 90V89H81ZM92 90V89H91ZM101 90V88L99 89ZM111 90V89H110ZM118 90V89H116ZM6 91V90H5ZM14 91V90H13ZM38 91V90H37ZM47 91V90H46ZM120 91V90H119ZM118 91V92H119ZM23 92V91H22ZM29 92V91H28ZM72 92V91H71ZM95 92V91H94ZM109 92V90H108ZM117 92V91H116ZM41 93V92H40ZM39 93V94H40ZM61 93V92H60ZM91 93V92H90ZM89 93V94H90ZM99 93V92H98ZM101 93V91H100ZM159 93V92H158ZM157 93V95H158ZM5 94V93H4ZM3 94V95H4ZM23 94V93H22ZM38 94V93H37ZM42 94V93H41ZM67 94V93H66ZM70 94V93H69ZM68 94V95H69ZM88 94V95H89ZM94 94V93H93ZM8 95V94H7ZM11 95V94H10ZM44 95V93H43ZM65 95V94H64ZM63 95V96H64ZM39 96V95H38ZM57 96V95H55ZM95 96V95H94ZM99 96V94L97 95ZM102 96V95H101ZM104 96V94H103ZM102 96V97H103ZM7 97V96H6ZM13 97V96H12ZM19 97V96H18ZM33 97V96H32ZM51 97V96H50ZM53 97V96H52ZM72 97V96H71ZM79 97V96H78ZM91 97V96H90ZM100 97V96H99ZM5 98V96H4ZM26 98V97H25ZM115 98V95H114ZM118 98V97H116ZM18 99V98H17ZM52 99V98H51ZM50 99V100H51ZM102 99V98H101ZM104 99V97H103ZM106 99V98H105ZM130 99V98H129ZM10 100V99H9ZM26 100V99H25ZM82 100V99H81ZM94 100V99H93ZM99 100V99H98ZM21 101V100H20ZM69 100H67L68 102ZM158 101V99H157ZM66 102V103H67ZM3 103V102H2ZM16 103L19 105L20 102L17 100ZM70 103V102H69ZM68 103V104H69ZM72 103V102H71ZM101 104V102H99ZM115 103V102H114ZM117 103V102H116ZM31 104V103H30ZM29 104V105H30ZM46 104V103H45ZM65 104V103H64ZM77 104V103H76ZM91 104V103H90ZM99 104V105H100ZM110 104V103H109ZM28 105V106H29ZM51 105V104H50ZM53 105V104H52ZM102 105V104H101ZM5 106V105H4ZM71 106V105H70ZM74 106V105H73ZM78 106V105H77ZM97 106V105H95ZM107 106V105H106ZM113 106V105H112ZM1 107V105H0ZM3 107V106H2ZM27 107V106H26ZM34 107V105H33ZM54 108V106H52ZM69 107V106H68ZM86 107V106H85ZM94 107V106H93ZM104 107V106H103ZM110 107V106H108ZM4 108V107H3ZM7 108V107H6ZM49 108V107H48ZM98 108V107H96ZM113 108V107H110ZM2 109V108H1ZM5 109V108H4ZM22 109H24L22 107ZM27 109V108H25ZM29 110L31 108H28ZM55 109V108H54ZM52 109V110H54ZM71 109V108H68ZM106 109V108H105ZM33 110V109H32ZM48 110V109H47ZM89 110V109H88ZM99 110V109H98ZM28 111V110H27ZM56 111H58L56 109ZM68 111V110H67ZM96 111V110H95ZM94 111V112H95ZM9 111H7L8 113ZM11 112V111H10ZM13 112V111H12ZM18 112V111H17ZM25 112V111H24ZM42 112V111H41ZM40 112V113H41ZM93 112V111H92ZM50 113V112H49ZM59 113V112H58ZM111 113V112H110ZM21 114V113H20ZM84 114V113H83ZM97 114V112H96ZM10 115V113L8 114ZM65 115V114H64ZM68 115V114H67ZM95 115V114H93ZM99 115V114H97ZM12 116V114H11ZM23 116V115H21ZM29 116V115H28ZM32 116V115H31ZM57 116V115H56ZM144 116L148 117L147 112H144ZM10 117V116H9ZM14 117V116H13ZM17 117V115H16ZM24 117V116H23ZM21 117V118H23ZM85 117V116H84ZM100 117V116H99ZM104 117V116H103ZM110 117V116H109ZM2 118V117H0ZM5 118V115L4 117ZM27 119V117H25ZM24 118V119H25ZM48 118V117H47ZM93 118V117H92ZM98 118V117H97ZM95 117V119H97ZM112 118V117H110ZM8 120V118H5ZM15 119V118H14ZM13 119V120H14ZM29 119V118H28ZM67 119V118H66ZM99 119V118H98ZM97 119V120H98ZM101 119V118H100ZM104 119V118H102ZM17 120V119H16ZM52 120V119H51ZM50 120V122H51ZM62 120V119H61ZM79 120V119H78ZM1 121V120H0ZM58 121V120H57ZM95 121V120H94ZM104 122H106V120H103ZM21 122V121H20ZM68 122V121H67ZM82 122V121H81ZM102 122V121H101ZM101 123V124H104ZM19 123V122H18ZM25 123V122H24ZM22 123V124H24ZM98 123V122H95ZM100 123V122H99ZM110 123V122H109ZM14 124V123H13ZM11 124V125H13ZM20 124V123H19ZM18 124V125H19ZM27 124V123H26ZM57 124V122H56ZM9 125L10 128V124ZM17 125V126H18ZM16 126V125H15ZM15 126H11L13 127V129L15 128ZM61 126V125H60ZM70 126V125H69ZM91 126V125H90ZM89 126V127H90ZM104 126V125H102ZM107 126V125H106ZM2 127V126H1ZM0 127V128H1ZM51 127V126H50ZM85 127V126H84ZM53 128V127H52ZM71 128V127H70ZM97 128V127H96ZM102 128V127H101ZM3 129V128H2ZM12 129V128H11ZM19 129V128H18ZM25 129V128H24ZM27 129V128H26ZM30 129V128H29ZM72 129V128H71ZM77 129V127H76ZM45 130V129H44ZM54 130V129H53ZM52 130V131H53ZM59 130V129H58ZM109 130V129H108ZM7 131V129H6ZM31 130H29L28 133H30ZM66 131V130H65ZM73 131V130H72ZM77 131V130H76ZM91 132V130H88ZM88 131L86 132V135L88 134ZM101 131V130H100ZM151 131V130H149ZM12 132V131H11ZM18 132V131H17ZM25 132V131H24ZM47 132V131H46ZM50 132V131H49ZM57 132V131H56ZM60 132V131H59ZM95 133V131H93ZM104 132V131H103ZM102 132V133H103ZM106 132V131H105ZM109 132V131H108ZM107 132V133H108ZM48 133V132H47ZM72 133V132H71ZM10 134V133H9ZM20 134V133H19ZM56 134V133H55ZM81 134V133H80ZM91 134V133H90ZM93 134V133H92ZM91 134V135H92ZM101 134V133H100ZM99 134V135H100ZM104 134V133H103ZM151 134V132L149 133ZM15 135V134H14ZM22 135V134H21ZM20 135V137H21ZM31 135V134H30ZM64 135V134H63ZM70 135V133H69ZM19 136V135H18ZM71 136V135H70ZM85 136V135H84ZM94 136V134H93ZM101 136V135H100ZM4 137V136H3ZM49 137V136H48ZM57 137V136H56ZM79 137V136H76ZM82 137V136H80ZM86 137V136H85ZM90 137V136H89ZM22 138V137H21ZM51 138V137H50ZM68 138V137H67ZM3 139V138H1ZM24 139V138H23ZM65 139V137H64ZM84 139V137H83ZM101 139V138H100ZM7 140V138H6ZM16 140V139H15ZM22 140V139H21ZM30 140V139H29ZM60 140V139H57ZM56 140V141H57ZM98 140V137H90V139L88 141H84L81 143H79V145H76V147L74 148L75 153L73 154V163H79L81 164V162H83L84 156L86 154V152L91 149L94 145L96 146V142ZM108 140V139H107ZM9 141V140H8ZM24 142H26L25 140H23ZM22 141V142H23ZM55 141V143H56ZM81 141V140H80ZM79 142V141H78ZM77 142V143H78ZM10 143V142H9ZM18 143V142H17ZM21 143V142H20ZM27 143H29L27 141ZM53 143V142H52ZM59 143V142H58ZM72 143V141L70 142ZM76 143V144H77ZM96 143V144H95ZM22 144V143H21ZM67 144V143H66ZM69 144V143H68ZM75 144V143H74ZM101 144V143H100ZM11 145V144H10ZM20 145V144H19ZM51 144H49L50 146ZM53 145V144H52ZM72 145V144H71ZM23 146V145H22ZM21 146V147H22ZM27 146V145H26ZM60 146V145H59ZM99 146V145H98ZM30 146H28L29 148ZM55 147V146H54ZM71 147V146H70ZM69 147V148H70ZM73 147V146H72ZM105 147V146H104ZM110 147V146H109ZM3 148V147H2ZM7 148V147H6ZM10 148V147H9ZM19 148V147H18ZM17 148V149H18ZM25 148V147H24ZM33 148V147H32ZM95 148V147H94ZM112 148V147H111ZM21 149V148H20ZM38 149V148H37ZM58 149V147H57ZM98 149V148H97ZM107 149V148H106ZM3 150V149H2ZM15 150V149H14ZM30 150L31 154H32V150L31 148L28 149ZM28 150L26 151L28 153ZM56 150V149H55ZM59 151V150H58ZM56 153H59V152ZM67 151V150H66ZM69 151V150H68ZM71 151V150H70ZM73 151V152H74ZM97 151V150H96ZM116 151V150H115ZM13 152V151H12ZM55 152V151H53ZM61 152V151H60ZM20 153V152H19ZM18 153V154H19ZM22 153V151H21ZM25 153V152H24ZM72 153V152H71ZM97 153V152H96ZM2 154V152H1ZM7 154V153H6ZM6 154L4 156H6ZM23 154V153H22ZM31 154H29L31 156ZM55 154V153H54ZM92 154V153H91ZM3 155V154H2ZM13 155V154H12ZM27 154H25L24 157H26ZM28 155V156H29ZM69 155V154H68ZM98 155V154H97ZM37 156V155H36ZM87 156V155H86ZM110 156V155H108ZM33 157V156H32ZM53 157V155H52ZM57 157V156H55ZM70 157H72L70 155ZM91 157V156H90ZM113 157V156H112ZM8 158V157H7ZM19 158V157H18ZM17 158V159H18ZM86 158V157H85ZM101 158V157H100ZM111 158V157H110ZM13 159V158H12ZM29 160L31 161L32 159H30V157L28 158V160L26 159V161L29 162ZM217 160V166L214 168V164L213 163ZM10 161V160H9ZM14 161V160H13ZM67 161V160H66ZM72 161V160H71ZM102 161V160H101ZM107 161V160H106ZM145 161V160H144ZM263 161V160H262ZM3 162H4V158H3ZM19 162V161H18ZM22 162V161H21ZM25 162V161H24ZM23 162V163H24ZM68 162V161H67ZM103 162V161H102ZM17 163V162H15ZM21 163V164H23ZM39 163V162H38ZM72 163V162H71ZM72 163V164H73ZM139 163V162H138ZM147 163V162H146ZM145 163V164H146ZM20 164V163H19ZM28 164V163H27ZM30 164V163H29ZM35 164V163H34ZM71 164V165H72ZM130 164V163H129ZM3 165V163H2ZM18 165V164H16ZM31 165V164H30ZM70 165V164H69ZM92 165V164H91ZM102 165V164H101ZM135 165V164H133ZM140 165V164H139ZM138 165V166H139ZM144 165V163H143ZM127 166V165H126ZM132 166V165H131ZM137 166V165H136ZM134 166V167H136ZM147 166V164H146ZM149 166V165H148ZM258 166V165H257ZM24 167V165H23ZM31 167V166H30ZM29 167V169H30ZM51 167V166H50ZM57 167V166H56ZM152 167V166H151ZM256 167V165H255ZM18 168V167H17ZM25 168V167H24ZM26 168H28V166H26ZM103 168V167H102ZM100 168V169H102ZM116 169V167H114ZM121 168V166H120ZM119 168V169H120ZM123 168V167H122ZM140 168V167H139ZM142 168V166H141ZM149 168V167H148ZM254 168V167H253ZM4 168H2L3 170ZM22 169V168H21ZM34 169V168H33ZM58 169V168H57ZM61 169V168H60ZM128 169V168H127ZM146 169V168H145ZM151 169V168H149ZM12 170V169H11ZM17 169H15L16 171ZM50 170V169H49ZM54 170V169H53ZM78 170V169H77ZM110 170V169H109ZM132 170V169H131ZM148 170V169H147ZM158 169H156L157 171ZM7 171V170H6ZM60 171V170H59ZM115 171V170H114ZM123 171V170H122ZM141 171V170H140ZM144 171V170H143ZM153 171V170H151ZM2 172V171H1ZM4 172V171H3ZM26 172V170L24 171ZM29 171H27L28 173ZM91 172V171H90ZM116 172V171H115ZM118 172V171H117ZM125 172V171H124ZM128 172V171H127ZM131 172V171H130ZM135 172V171H134ZM149 172V171H148ZM10 173V172H9ZM8 173V174H9ZM13 172H11L12 174ZM16 173V172H15ZM13 173V175L15 174ZM34 173V172H33ZM50 173V172H49ZM48 173V174H49ZM71 173V172H70ZM79 177H81V179L83 178L84 172L83 170H81V168H79ZM113 173V172H112ZM126 173V172H125ZM147 173V172H146ZM3 174V173H2ZM59 174V173H58ZM122 174V173H121ZM10 175V174H9ZM3 174V179H2V175L0 176V182L2 180L4 186L6 187V189L8 190H12V188L17 187L19 185L23 186V184L26 185V182H20L19 179L18 181H12L10 176ZM16 175V174H15ZM14 175V176H15ZM31 175V174H30ZM117 175V174H116ZM115 175V176H116ZM135 175V174H134ZM140 175V174H139ZM23 176V175H22ZM28 176V175H27ZM35 176V175H34ZM54 176V175H53ZM133 176V174H132ZM145 176V175H143ZM19 177V176H18ZM30 177V176H29ZM43 177V176H42ZM51 177V176H50ZM78 177V178H79ZM129 178L130 175L128 176ZM45 178V177H44ZM43 178V181H44ZM74 178V177H73ZM124 178V177H123ZM136 178V177H135ZM62 179V178H61ZM88 179V178H87ZM126 179V177H125ZM133 179V178H132ZM145 179V178H144ZM38 180V179H37ZM78 180V179H77ZM84 180V179H83ZM107 180V179H106ZM120 180V178H119ZM153 180V179H152ZM46 181V180H45ZM79 181V180H78ZM77 181V182H78ZM92 181V180H91ZM132 181V180H131ZM37 182V181H36ZM58 182V181H57ZM61 182V181H59ZM64 182V181H63ZM70 182V181H69ZM122 182V181H121ZM128 182V180H127ZM156 182V181H155ZM62 183V182H61ZM80 183V182H78ZM77 183V184H78ZM89 183V182H88ZM118 183V182H117ZM123 183V182H122ZM148 183V182H147ZM154 183V182H153ZM18 184V185H17ZM44 184V183H43ZM46 184V183H45ZM48 184V183H47ZM64 184V183H63ZM92 184V183H91ZM104 184V183H103ZM121 184V183H120ZM156 184V183H155ZM154 184V186H155ZM232 182H230V186L226 187L227 189H229V187H231ZM237 184V185H236ZM17 185V186H16ZM34 185V184H33ZM52 185V184H51ZM59 185V184H58ZM79 185V184H78ZM97 185V184H96ZM28 186V184H27ZM36 186V185H35ZM66 186V185H65ZM68 189H63L64 190V202L66 205L68 206H74L75 202H76V198L80 195H83L87 192L90 191V187L92 186H88L87 184L85 185L83 182L80 186V188H75V189H71L70 185H67ZM75 186V185H74ZM125 186V185H124ZM127 186V184H126ZM243 186V185H242ZM241 186V188H242ZM43 187V186H42ZM57 187V186H56ZM63 187V186H62ZM79 187V186H78ZM135 187V186H133ZM139 187V186H138ZM137 187V188H138ZM234 187V186H233ZM232 187V190H233ZM23 188V187H22ZM94 188V187H93ZM144 188V187H143ZM151 188V187H150ZM224 188V187H223ZM235 188V189H236ZM24 189V188H23ZM43 189V188H42ZM41 189V190H42ZM100 189V188H99ZM125 189V188H124ZM129 189V188H128ZM133 189V188H132ZM130 189V190H132ZM145 189V188H144ZM147 189V188H146ZM154 189V188H153ZM219 189V188H218ZM32 190V189H31ZM59 190V189H58ZM92 190V189H91ZM104 190H106L104 188ZM129 190V191H130ZM138 190V189H137ZM149 190V189H147ZM152 190V189H151ZM219 192H222L221 189H219ZM226 190V189H225ZM231 192V188L229 189ZM240 190V189H239ZM243 190V189H242ZM241 190V191H242ZM13 191V190H12ZM19 191V190H18ZM23 191V190H22ZM34 191V190H33ZM107 191V190H106ZM127 191V190H126ZM227 191V190H226ZM9 192V191H8ZM40 192V191H39ZM61 192V191H59ZM125 192V191H124ZM128 192V191H127ZM225 192V191H224ZM236 192V191H235ZM13 193V192H12ZM25 193V192H23ZM27 193V192H26ZM42 193V192H41ZM55 193V192H54ZM123 193V192H122ZM143 193H145L143 191ZM142 193V194H143ZM148 193V192H147ZM146 193V194H147ZM152 193V192H151ZM228 193V192H227ZM237 193V192H236ZM240 193V192H239ZM239 193H237V195H239ZM35 194V193H34ZM91 194V193H90ZM100 194V193H99ZM135 194V192L133 193ZM138 194V193H137ZM141 193H139L140 195ZM149 194V193H148ZM148 194L146 195L148 197ZM153 194V193H152ZM219 194V195H220ZM1 195V194H0ZM3 195V194H2ZM38 195V194H37ZM40 195V193H39ZM43 195V194H42ZM62 195V193H61ZM95 195V194H94ZM121 195V194H120ZM124 195V194H123ZM130 195V193L128 194ZM214 195L213 198L212 196ZM226 195V194H225ZM236 194L233 195L234 200L235 197L238 199V196ZM249 195V194H248ZM10 196V195H9ZM60 196V193L59 195ZM151 196V195H149ZM226 196H231V194L226 195ZM240 196V195H239ZM11 197L12 194H11ZM24 197H27L24 195ZM56 197V196H55ZM84 197V196H82ZM130 197V196H129ZM152 197V196H151ZM155 197V196H154ZM153 197V199H154ZM242 197V196H241ZM7 198V197H6ZM10 198V197H8ZM122 198V197H121ZM137 198V197H136ZM229 198V197H228ZM227 198V199H228ZM245 198V197H244ZM35 199V198H34ZM33 199V200H34ZM39 199V198H38ZM37 199V201H38ZM57 199V197L55 198ZM95 199V198H94ZM107 199V198H106ZM124 199V198H123ZM134 199V198H133ZM141 199V198H140ZM146 199V198H145ZM149 199V198H148ZM147 199V200H148ZM231 199V198H230ZM240 199V197H239ZM11 200V198L9 199ZM46 200V199H44ZM50 200V199H49ZM109 200V199H108ZM122 200V199H121ZM142 200L143 197H142ZM151 200V198H150ZM26 201V199H25ZM36 201V203H37ZM47 201V200H46ZM57 201V200H56ZM123 201V200H122ZM139 201V200H138ZM146 201V200H145ZM144 201V202H145ZM232 201V200H231ZM237 201V200H236ZM6 202V201H5ZM9 202V201H8ZM14 202V200H13ZM29 202V201H28ZM27 202V203H28ZM43 202V201H42ZM51 202V201H49ZM63 202V203H64ZM121 202V201H120ZM134 202L131 200V203ZM136 202V201H135ZM140 202V201H139ZM143 202V201H142ZM147 202V201H146ZM150 202V201H149ZM148 202V203H149ZM2 203V202H1ZM15 203V202H14ZM40 203V201H39ZM44 203V202H43ZM58 203V202H57ZM62 203V202H61ZM62 203V204H63ZM109 203V202H108ZM112 203V202H110ZM109 203V204H110ZM124 203V202H123ZM237 203V202H235ZM4 204V203H3ZM26 204V203H25ZM56 204V203H55ZM61 204V205H62ZM102 204V203H101ZM134 204V203H133ZM144 204V203H143ZM146 204V203H145ZM222 204V203H221ZM224 204V203H223ZM225 204H227V201L225 202ZM232 206V202L230 203ZM229 204V205H230ZM7 205V204H6ZM9 205V203H8ZM33 205V204H32ZM52 205V204H51ZM64 205V204H63ZM114 205V204H113ZM112 205V206H113ZM117 205V204H116ZM115 205V206H116ZM135 205V204H134ZM157 205V206H156ZM233 205H235L233 203ZM3 206V205H2ZM5 206V205H4ZM13 206V205H12ZM15 206V205H14ZM27 206L30 205H26V209ZM60 206V205H59ZM88 206V205H87ZM132 206V205H131ZM211 206V207H210ZM219 206V205H218ZM215 206V207H218ZM223 207V205H220ZM231 206H227L230 207ZM8 207V206H6ZM31 207V206H30ZM33 207L35 208L36 206L33 205ZM44 207V206H42ZM41 207V208H42ZM50 207V206H49ZM61 207V206H60ZM64 207V206H63ZM97 207V206H96ZM210 207V208H209ZM233 207V206H232ZM241 207V206H240ZM3 208V207H2ZM15 208V207H13ZM39 208V207H37ZM66 210L68 209L67 206H65ZM71 208V207H70ZM69 208V210H70ZM81 208V207H80ZM101 208V207H100ZM135 207H133L134 209ZM8 209V208H7ZM22 209V208H20ZM26 209H22L21 211H24ZM29 209V207H28ZM27 209V212H28ZM52 209V208H51ZM55 209V207H54ZM74 209V208H73ZM216 208H213V210ZM219 209V207H218ZM227 209V208H226ZM241 209V208H240ZM1 210V209H0ZM10 210V208H9ZM12 210H16V209H12ZM18 210V209H17ZM31 210V208H30ZM34 210V209H33ZM29 211L30 213L33 212ZM44 210V209H43ZM57 210V209H56ZM55 210V211H56ZM61 210V209H60ZM103 210V209H102ZM200 210V211H199ZM201 210L206 211V215H205V219L203 217L204 220L201 219H196L198 216H200V212ZM229 210L225 211L228 212ZM232 210V209H231ZM46 211V210H44ZM73 211V210H72ZM94 211V210H93ZM120 211V210H119ZM133 211V210H131ZM203 211V212H204ZM238 211V210H237ZM236 211V213H237ZM3 212V211H2ZM16 212V211H15ZM14 212V213H15ZM25 212V211H24ZM36 212V210H35ZM38 212V211H37ZM58 212V211H57ZM56 212V213H57ZM65 212V211H64ZM67 212V211H66ZM65 212V214H66ZM71 212V210H70ZM75 211H73L74 213ZM149 212V213H148ZM210 212V211H209ZM218 212V211H217ZM232 211H229V215ZM14 213H12L11 215H13ZM41 214V211L38 212ZM55 213V214H56ZM68 213V212H67ZM84 213V212H83ZM82 213V214H83ZM100 213V212H99ZM144 213H148L147 218H144V222L142 224L137 223L138 218L141 217ZM212 213V212H211ZM245 213V212H243ZM240 214L241 219L245 216ZM29 214V213H27ZM34 214V213H33ZM44 214V213H43ZM54 214V215H55ZM60 214V213H59ZM62 214H64L62 212ZM64 214V215H65ZM70 214V213H69ZM67 214V215H69ZM86 214V213H85ZM101 214V213H100ZM113 214V212H112ZM210 214V213H208ZM9 215V217L11 216ZM26 215V213H25ZM32 215V214H29ZM45 215V214H44ZM50 215V214H49ZM125 215V214H124ZM227 215V213L225 214ZM233 214H231V217H235L232 216ZM243 215V216H242ZM6 216V215H5ZM84 216V215H83ZM103 216V215H101ZM99 216V217H101ZM210 216V215H209ZM220 216V215H219ZM8 217V216H7ZM12 217V216H11ZM34 217V216H33ZM40 217V216H39ZM62 217V216H61ZM64 217V216H63ZM62 217V219H63ZM65 217L67 218L65 221L69 220V218L65 215ZM81 217V216H80ZM80 217L78 218L80 220ZM226 218V216H224ZM229 217V216H228ZM227 217V218H228ZM229 217V218H231ZM239 217V218H240ZM5 218V217H4ZM13 218V217H12ZM11 218V219H12ZM18 218V217H17ZM21 218V217H20ZM75 218V217H74ZM82 218V217H81ZM85 218V217H84ZM95 218V217H94ZM121 218V217H120ZM215 218L217 221H215ZM228 218V219H229ZM8 219V218H7ZM5 219V221L7 220ZM14 219V218H13ZM77 219V220H78ZM89 219V218H88ZM92 219V217H91ZM141 219V218H139ZM211 219V218H210ZM238 219V218H237ZM239 222L240 223V220ZM3 220V219H1ZM10 220V219H9ZM34 220V219H33ZM36 220V219H35ZM46 220V218H45ZM55 220V219H54ZM60 220V217H59ZM113 220V219H112ZM143 220V218H142ZM232 221V219H230ZM233 220H236V218H233ZM245 220V219H244ZM244 220H242L241 222H243ZM13 221V220H12ZM70 221V220H69ZM68 221V222H69ZM115 221V220H113ZM6 222H9L8 220ZM15 222V221H14ZM28 222V221H26ZM34 222V221H32ZM40 222V221H39ZM54 222V221H53ZM60 222V221H59ZM64 222V221H63ZM74 222V221H73ZM80 222V221H79ZM79 222H77L79 224ZM84 222V221H83ZM89 222V221H88ZM100 222V221H99ZM217 222L216 226L214 225V223ZM228 222V221H227ZM230 222V221H229ZM228 222V224H230ZM236 222V223H237ZM45 223V221H44ZM55 223V222H54ZM62 223V222H60ZM65 223V222H64ZM101 223V222H100ZM99 223V224H100ZM38 224V223H36ZM48 225V223H46ZM67 224V222H66ZM82 224V222H81ZM126 224V225H127ZM244 225V223H242ZM241 224V225H242ZM3 225V224H2ZM6 227V224H4ZM9 225V224H8ZM14 225V224H13ZM25 225V224H24ZM68 225V224H67ZM71 225V223H70ZM93 225V224H92ZM101 225V224H100ZM235 226H233V228L229 231L226 232V234H224V236L226 237H222L225 238L226 242L227 240L231 242H233L231 245H233L234 243H236V249L238 251V254L240 252L241 257L243 258V255L247 256L245 258H243L245 261L242 262V264H264V238H257V236H251L249 235L250 232L248 233L247 231L244 232V226L242 227L241 225H237V224H233ZM30 226V224H29ZM53 226V225H52ZM57 226V225H56ZM72 226V225H71ZM109 226V225H108ZM210 226V227H209ZM246 226V225H245ZM100 227V226H99ZM224 227V226H223ZM231 227V224H230ZM248 227V226H247ZM4 228V227H3ZM7 228V227H6ZM44 228V227H43ZM47 228V227H46ZM111 228V227H110ZM225 228V227H224ZM226 228V229H227ZM252 228V227H251ZM41 229V227H40ZM73 228H71L72 230ZM96 229V228H95ZM99 229V228H98ZM246 229V228H245ZM253 229V228H252ZM257 229V228H256ZM1 230V229H0ZM7 230V229H5ZM3 230V231H5ZM11 230V229H10ZM49 230V228H48ZM80 230V229H79ZM101 230V229H100ZM108 230V229H107ZM127 230V231H128ZM215 230V232H216ZM225 230V229H224ZM247 230L249 231L250 229L247 228ZM9 231V230H8ZM34 231V230H32ZM45 231V230H44ZM51 231V230H50ZM103 231V230H102ZM122 231V230H121ZM219 231V230H218ZM217 231V233H218ZM27 232V231H26ZM35 232V231H34ZM74 232V231H73ZM109 232V231H108ZM107 232V233H108ZM128 232V233H130ZM222 234V231H220ZM219 232V233H220ZM248 234H247V233ZM3 233V232H2ZM25 233V232H24ZM29 233V232H28ZM95 233V232H94ZM102 233V232H101ZM100 233V235H101ZM112 233V232H111ZM122 233V232H121ZM125 233V231H124ZM127 233V232H126ZM216 233V234H217ZM218 233V234H219ZM5 234V233H4ZM14 234V233H13ZM16 234V232H15ZM46 234V233H45ZM56 234V232H55ZM97 234V233H96ZM219 234V235H221ZM245 234V235H244ZM260 234V233H259ZM47 235H50L49 233ZM67 235V234H66ZM84 235V234H83ZM86 235V234H85ZM92 235V234H91ZM110 235V234H109ZM132 235V234H131ZM258 235V234H257ZM9 236V234H8ZM87 236V235H86ZM104 236V235H103ZM111 236V235H110ZM31 237V236H30ZM59 237V236H58ZM57 237V238H58ZM78 237V236H77ZM260 237V236H259ZM8 238V239H7ZM4 238L5 240L11 239L10 237ZM27 238V237H26ZM29 238V237H28ZM48 239V237H46ZM53 238V237H52ZM84 238V237H83ZM105 238V237H104ZM108 238V237H107ZM220 238V237H218ZM2 239V240H4ZM39 239V238H38ZM41 239V238H40ZM39 239V240H40ZM44 239V238H43ZM46 239V240H47ZM59 239V238H58ZM61 239V238H60ZM59 239V240H60ZM66 239V238H65ZM70 239V237H69ZM73 239V238H72ZM79 239V238H78ZM94 239V238H93ZM110 239V238H109ZM28 240V239H27ZM45 240V241H46ZM51 240V239H50ZM58 240V242H59ZM76 240V238H75ZM101 240V239H100ZM12 241V239H11ZM32 241V240H31ZM77 241V240H76ZM80 241V240H79ZM224 240H221V242ZM236 241V242H235ZM3 242V241H2ZM6 242V241H4ZM27 242V241H26ZM43 242V241H42ZM52 242V240H51ZM50 242V243H51ZM55 242V241H54ZM53 242V243H54ZM63 242V241H62ZM74 242V241H73ZM93 242V241H92ZM91 242V243H92ZM109 242V240H108ZM214 242V241H213ZM220 242V241H219ZM1 243V241H0ZM11 243V242H10ZM13 243V242H12ZM25 243V241H24ZM29 243V242H28ZM47 243V242H45ZM49 243V244H50ZM77 243V242H76ZM110 243V242H109ZM48 244V246H49ZM52 244V243H51ZM57 244V241H56ZM78 244V243H77ZM87 244V243H86ZM214 244V243H213ZM0 245H3L2 243ZM8 245V242L6 244V246ZM10 245V244H9ZM68 245V244H66ZM75 245V244H73ZM95 245V244H94ZM108 245V244H107ZM106 245V246H107ZM216 245L217 242H216ZM229 245V243H228ZM238 245V247H237ZM13 246V245H12ZM29 246V245H28ZM45 246V245H44ZM43 246V247H44ZM64 245H62L63 247ZM87 246V245H86ZM91 246V245H90ZM234 246V245H233ZM32 247V245H31ZM46 247V246H45ZM52 247V246H51ZM77 247V246H76ZM103 247V246H102ZM105 247V246H104ZM218 247V246H217ZM225 247V246H224ZM223 247V248H224ZM4 248V247H3ZM11 248V247H10ZM15 248V246H14ZM49 249V247H47ZM67 248V247H65ZM88 248V246H87ZM110 247L108 246V249ZM226 248V247H225ZM228 249L230 248V245L227 247ZM1 249V247H0ZM5 249V248H4ZM4 249H1L0 251H3ZM8 249V247H7ZM30 249V248H29ZM28 249V250H29ZM33 249V248H32ZM74 249V248H72ZM211 249V248H210ZM235 249V250H236ZM6 250V249H5ZM21 250V249H20ZM50 250V249H49ZM58 250V249H57ZM78 250V249H75ZM133 250V251H134ZM212 250V249H211ZM231 251V249H229ZM234 250V251H235ZM47 251V250H46ZM46 251H44L43 253H45ZM134 251V252H135ZM210 251V250H209ZM221 251V250H220ZM18 252V250H17ZM30 252V251H29ZM49 252V251H48ZM61 252V250L59 251ZM66 253V251H64ZM72 252V251H71ZM74 252V251H73ZM77 252V251H76ZM98 255L100 254V251H98ZM113 252V251H112ZM201 252H204L205 255L202 256ZM5 253V252H4ZM42 253V252H41ZM40 253V254H41ZM58 253V252H57ZM69 253V252H68ZM79 253V252H78ZM111 253V251H110ZM146 255H150L147 254ZM162 253V254H163ZM208 253V252H207ZM218 253V252H217ZM216 253V254H217ZM230 253H233L230 252ZM237 253V252H236ZM26 254V253H25ZM31 254V253H30ZM47 254V253H46ZM52 254V253H51ZM59 254V253H58ZM160 254V253H159ZM211 254V253H209ZM214 254V253H213ZM228 254V253H227ZM235 254V253H234ZM237 254V256H238ZM239 254V255H240ZM2 255V254H1ZM16 255V254H15ZM38 255V254H37ZM43 255V254H42ZM49 255V254H48ZM70 255V254H68ZM77 255H81L77 254ZM102 255V254H101ZM114 255V254H113ZM139 257H137V259L139 260L140 264H145L146 262L150 261L151 259V255L150 257L147 258V256H142L140 254L137 253ZM208 255V254H207ZM206 255V256H207ZM218 255V254H217ZM233 255V254H232ZM31 256V255H29ZM44 256V255H43ZM51 256V255H50ZM73 256H75L76 258V254ZM78 256V257H79ZM110 256V255H109ZM136 256V255H135ZM205 256V257H206ZM220 256V255H219ZM218 256V257H219ZM223 256V255H222ZM226 256V255H225ZM235 256V255H234ZM12 257V256H11ZM15 257V256H14ZM28 257V256H25ZM32 257V256H31ZM34 257V254H33ZM42 257V256H40ZM38 255V258H40ZM49 257V256H48ZM69 257V256H68ZM82 257V256H81ZM80 257V258H81ZM100 257V256H99ZM97 256L96 260L99 258ZM159 257H161L159 255ZM228 257V256H227ZM1 258V257H0ZM13 258V257H12ZM22 258V257H21ZM30 258V257H29ZM50 258V257H49ZM48 258V259H49ZM79 258V259H80ZM106 258V257H105ZM104 258V259H105ZM134 258V257H133ZM158 258V257H157ZM26 259V258H25ZM24 259V260H25ZM35 259V258H34ZM45 259V258H44ZM54 259V258H53ZM61 259V257H60ZM64 259V258H63ZM71 259V258H70ZM136 259V257H135ZM136 259V260H137ZM150 259V260H148ZM207 259V257H206ZM219 259V258H218ZM226 259V258H225ZM4 260V259H3ZM40 260V259H39ZM43 260V259H42ZM46 260V259H45ZM68 260V259H67ZM76 260V259H74ZM85 260V259H84ZM95 260V263L98 261ZM101 260V259H100ZM109 260V259H108ZM107 260V261H108ZM137 260V261H138ZM217 260V259H215ZM220 260V259H219ZM242 260V259H241ZM30 261V259H29ZM49 264H51V258ZM70 261V260H69ZM68 261V262H69ZM78 261V260H77ZM81 261V260H80ZM134 261V260H133ZM209 261V260H207ZM1 262V261H0ZM3 262V261H2ZM42 262V261H41ZM54 262V261H53ZM63 262V261H62ZM73 262V260H72ZM136 262V261H135ZM8 263V262H7ZM23 263V262H22ZM27 263L26 260L24 262V264ZM75 263V262H74ZM84 263V262H81ZM80 263V264H81ZM151 263V261L149 262ZM210 263V261L208 262ZM219 263V262H218ZM18 264H21L18 263ZM37 264H41L40 262H37ZM66 264V263H65ZM76 264V263H75ZM79 264V262H78ZM97 264H100L99 262ZM103 264V263H102ZM111 264V263H110ZM148 264V263H146ZM207 264V263H206ZM217 264V262H216ZM224 264V262H223ZM231 264V263H230ZM241 264V261H240Z\"/></svg>", "mask_w": 264, "mask_h": 264}]
</instances>
